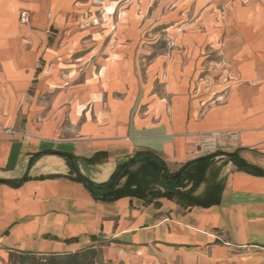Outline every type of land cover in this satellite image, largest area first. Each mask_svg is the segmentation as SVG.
<instances>
[{
    "label": "crops",
    "instance_id": "crops-1",
    "mask_svg": "<svg viewBox=\"0 0 264 264\" xmlns=\"http://www.w3.org/2000/svg\"><path fill=\"white\" fill-rule=\"evenodd\" d=\"M218 150L264 170V0H0V180L27 177L0 183V264L98 244L109 264H264V176L219 157L191 201H96L60 155L103 183L140 151L174 174Z\"/></svg>",
    "mask_w": 264,
    "mask_h": 264
},
{
    "label": "trees",
    "instance_id": "trees-1",
    "mask_svg": "<svg viewBox=\"0 0 264 264\" xmlns=\"http://www.w3.org/2000/svg\"><path fill=\"white\" fill-rule=\"evenodd\" d=\"M53 153V152H50ZM65 157L71 167V173L75 181L83 183L96 201H116L124 196H136L146 201H152L159 198H178L192 200V195L196 188L202 182L207 165L216 158L225 157L232 162L239 170L250 174L264 176V170L254 165L248 164L241 159L236 153H226L217 151L207 155L203 160H193L186 163L180 171L182 177L174 179L177 173H169L163 160L149 152H137L123 163L119 164L110 179L103 183H95L84 177L77 166L76 160L71 155L60 154ZM31 159L30 165H33L36 158ZM146 162L154 165L160 170V185L157 189L143 184L140 180L128 182L121 186V180L129 168L137 162ZM27 177L16 181H3L12 187H20ZM135 184V186H133ZM147 184H151L147 183ZM12 264H109L104 260V251L101 244L89 246L75 253H30V252H13L9 256Z\"/></svg>",
    "mask_w": 264,
    "mask_h": 264
},
{
    "label": "built area",
    "instance_id": "built-area-1",
    "mask_svg": "<svg viewBox=\"0 0 264 264\" xmlns=\"http://www.w3.org/2000/svg\"><path fill=\"white\" fill-rule=\"evenodd\" d=\"M20 20L23 24L28 25L30 23L29 13L27 11L22 12L21 16H20ZM218 138H224V137L220 136V134H218V133H214L211 137L202 138L201 144H202V146H205L207 150H212L211 148H213L214 145L217 143ZM215 152H217V151H215Z\"/></svg>",
    "mask_w": 264,
    "mask_h": 264
},
{
    "label": "rangeland",
    "instance_id": "rangeland-1",
    "mask_svg": "<svg viewBox=\"0 0 264 264\" xmlns=\"http://www.w3.org/2000/svg\"><path fill=\"white\" fill-rule=\"evenodd\" d=\"M148 37L150 36V35H147ZM151 40H153V37L151 38V37H149ZM157 40H159L158 41V45H157V50L160 52V53H164V52H166V51H168L169 50V47H168V45H169V42H168V34L167 33H162L161 35H160V37H158L157 38ZM1 264H12V262L9 260V258L6 260V261H4V262H2Z\"/></svg>",
    "mask_w": 264,
    "mask_h": 264
},
{
    "label": "water",
    "instance_id": "water-1",
    "mask_svg": "<svg viewBox=\"0 0 264 264\" xmlns=\"http://www.w3.org/2000/svg\"><path fill=\"white\" fill-rule=\"evenodd\" d=\"M204 157L200 158L199 160H203ZM182 177V171H180L176 176H174V179H180Z\"/></svg>",
    "mask_w": 264,
    "mask_h": 264
}]
</instances>
